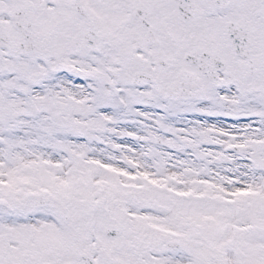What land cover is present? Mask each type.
Returning a JSON list of instances; mask_svg holds the SVG:
<instances>
[{
    "label": "snow or ice",
    "instance_id": "6c2138e0",
    "mask_svg": "<svg viewBox=\"0 0 264 264\" xmlns=\"http://www.w3.org/2000/svg\"><path fill=\"white\" fill-rule=\"evenodd\" d=\"M0 264H264V0H0Z\"/></svg>",
    "mask_w": 264,
    "mask_h": 264
}]
</instances>
